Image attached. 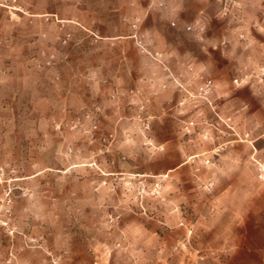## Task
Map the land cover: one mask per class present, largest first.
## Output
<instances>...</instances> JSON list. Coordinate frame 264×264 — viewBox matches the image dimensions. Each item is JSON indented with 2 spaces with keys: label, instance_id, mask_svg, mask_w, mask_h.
<instances>
[{
  "label": "rangeland",
  "instance_id": "rangeland-1",
  "mask_svg": "<svg viewBox=\"0 0 264 264\" xmlns=\"http://www.w3.org/2000/svg\"><path fill=\"white\" fill-rule=\"evenodd\" d=\"M241 1L0 0V264H264L240 219L263 211L264 0ZM238 144L251 207L212 170Z\"/></svg>",
  "mask_w": 264,
  "mask_h": 264
},
{
  "label": "crops",
  "instance_id": "crops-1",
  "mask_svg": "<svg viewBox=\"0 0 264 264\" xmlns=\"http://www.w3.org/2000/svg\"><path fill=\"white\" fill-rule=\"evenodd\" d=\"M243 4V5H242ZM253 3L250 2L249 0H242L240 2L241 6H251ZM175 97H172V101H175ZM173 106V104H169V107ZM196 148L195 150L197 151V153H189V155L187 156V159H185L184 161H181L176 167L170 169V171L175 172V171H179V172H184V171H188L190 162L192 159H194L197 155H199V153H201V150H198V148L195 147H191ZM189 149V148H188ZM191 150V149H189ZM187 150V152L189 151ZM203 151V150H202ZM202 155H205L207 153H204V151L202 152ZM209 158V157H208ZM264 158V156H263ZM251 149L248 145L246 144H238L237 146H235L233 149L230 150V152L225 155V156H221L218 159L219 164H217L216 168H212L215 169V171H217L220 174H225L222 175V179L224 182H226L229 186V184L235 183V187L238 189H242V193L244 195L245 203L247 204V206L251 207V197H252V193H251V186H250V172H251ZM214 167V166H213ZM186 169V170H185ZM207 169V168H205ZM185 191L189 190V187L186 186ZM232 196L234 198H237L239 195V193H236L235 191L233 192ZM260 204L262 205V209L263 211H261L259 213V216H253V214L251 213V209H249L250 211H248L247 213H244L243 216L240 217V219H243L244 221H250V220H264V191L262 193V195L260 196Z\"/></svg>",
  "mask_w": 264,
  "mask_h": 264
},
{
  "label": "built area",
  "instance_id": "built-area-1",
  "mask_svg": "<svg viewBox=\"0 0 264 264\" xmlns=\"http://www.w3.org/2000/svg\"><path fill=\"white\" fill-rule=\"evenodd\" d=\"M223 2H225V5L226 6H230L232 4V2L234 0H222ZM190 29V28H189ZM214 87V84H213V81H207L204 85H202L199 89V93L202 95V96H206L208 95L211 90L213 89ZM195 126V123L194 122H190V123H187L186 126H185V129L190 132L192 130V128ZM259 173H260V178L264 181V166L259 164Z\"/></svg>",
  "mask_w": 264,
  "mask_h": 264
}]
</instances>
